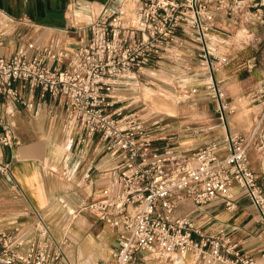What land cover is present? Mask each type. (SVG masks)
<instances>
[{
    "label": "built area",
    "instance_id": "2783aa9c",
    "mask_svg": "<svg viewBox=\"0 0 264 264\" xmlns=\"http://www.w3.org/2000/svg\"><path fill=\"white\" fill-rule=\"evenodd\" d=\"M77 1L70 0L72 7ZM108 3L80 28L89 33L81 42L32 43L10 57L0 56V96L6 105L0 143L19 145L7 120L8 104L32 109L24 90L39 89L63 104L66 151L76 138L97 137L113 161L92 200L77 211L67 209L70 216L89 211L113 231L110 264H262L244 254L229 232L206 233L182 208L189 202L202 212L219 202L233 212L238 201L232 189L238 186L264 224V187L249 161L254 150L264 164V74L237 99L259 108L249 134L231 128L228 118L236 108L217 78L244 51L255 54L244 67L264 72V0H122L114 10ZM185 37L197 46L196 62L205 69L215 115L225 129L221 139L189 152L156 146L143 115L114 96L116 86L132 84L155 61L182 60ZM11 172V164L0 160V179ZM20 217L26 220L6 227L0 214V264L66 259L40 211L26 209Z\"/></svg>",
    "mask_w": 264,
    "mask_h": 264
},
{
    "label": "crops",
    "instance_id": "0c3cea01",
    "mask_svg": "<svg viewBox=\"0 0 264 264\" xmlns=\"http://www.w3.org/2000/svg\"><path fill=\"white\" fill-rule=\"evenodd\" d=\"M79 1L88 6L94 5V10L97 13L100 11V7L107 2L112 10L122 2V0H78L77 5H79ZM65 5L66 0H0V24L6 23L5 27L0 29V56L10 57L19 48L38 43L41 29L49 32L55 39L54 41L59 42V46L74 44L65 41V38L69 36L67 33H71L68 29L70 20L64 12ZM88 6L85 7L90 10V6ZM125 8L130 9L131 4L126 3ZM70 9L73 10V7H70L69 11H71ZM77 12L81 11L77 10ZM80 28L77 30L88 33L87 30ZM85 36L87 37V34ZM191 46H193L192 49H190ZM193 48L197 50L195 43L189 37H185L184 49H188L194 54L197 53ZM182 53L184 52L182 51ZM242 54H244L243 59L237 58L231 65L225 67L219 74V78L224 85L230 84V80L234 79L236 86L233 91L244 93L252 89L255 83L258 84L264 72L262 69L258 70L259 68L246 71L244 64L242 67L240 66L243 70H240L237 63L241 60L244 63V60L255 55L252 51H244L240 55ZM24 96L34 102L33 108L27 109L13 103L8 104V109L12 110V113L6 115L7 120L14 124L16 137L20 141L19 145L12 148L5 147L0 143V160L10 163L12 169L10 177L0 179L2 224L9 227L18 220L24 221L26 219L20 215L25 213L26 209H36L48 220L56 237L60 232H57L58 227L54 226L53 221L57 213H63L60 206L65 208L71 205L80 208L89 203L93 198L92 191L97 190L103 184L104 171L112 166L113 161L111 159L110 162H107V155L99 144L95 148L93 138H90L91 140L84 147L85 153L81 158L65 157L63 143L67 131L63 122V104L51 95L43 94L39 89L34 91L25 89ZM5 106L4 99L0 96V114H4ZM241 110L244 113L247 112L244 107ZM244 113H239L238 117L244 121L247 127L240 122L241 124H238L236 128L242 130L241 133L249 134L256 124L258 111L252 113L251 120L245 119ZM230 126L232 129H236L232 123ZM261 127L264 128V122ZM1 132L2 127L0 126V135ZM78 142L81 141L78 139ZM102 154L105 156H101ZM249 161L252 170L258 175L259 181L264 187L263 157L251 150ZM47 164L59 168L65 167L64 169L67 170L65 174L68 175L67 181H63L62 177L57 176L52 168L47 169ZM13 184H16L17 188L13 189ZM17 193L21 196L18 197ZM232 194L238 201L237 208L233 212H228L225 206L219 202L206 206L202 212H197L191 203L186 202L182 212L192 216L206 233H217L221 230L229 232L233 239L239 242L240 249L244 254L264 264V224L250 201L242 195L238 186L233 187ZM66 218L64 213L62 220ZM32 221V218L29 217L26 222L30 224ZM86 228V225L81 223L77 225L78 230ZM108 230H105L107 237L105 242L112 239L114 248L115 234L113 231L109 233ZM79 235L77 233L73 236L79 240ZM82 239L85 244L79 246L78 249L67 251L66 259L61 260L58 264H81L85 259L92 264L93 259L99 256L95 247L96 239L92 236ZM108 245L105 244V246ZM111 251L109 252L106 247L101 252V256L104 257L108 254L111 256Z\"/></svg>",
    "mask_w": 264,
    "mask_h": 264
},
{
    "label": "rangeland",
    "instance_id": "374dc122",
    "mask_svg": "<svg viewBox=\"0 0 264 264\" xmlns=\"http://www.w3.org/2000/svg\"><path fill=\"white\" fill-rule=\"evenodd\" d=\"M85 6L88 5L79 1V5L76 3V7H73V11H69V8L72 7V3H70V0H66L64 12H66L70 20V28L68 29L69 32H71L67 33L69 36L65 38L67 43L71 42L75 44L89 37V33H83V31H78L77 29L85 25V22L87 23L94 19L97 12L94 10V5H89L90 10ZM77 10L81 12H77V14ZM4 25H6L5 22L0 24L1 30L5 27ZM45 31L44 29L40 30V41L37 44L47 45L54 42L55 39H53V36ZM85 34H87V37ZM58 43L56 44L58 45ZM192 47L193 46H191L190 49H192ZM193 50L197 52L195 48H193ZM182 51L184 52L182 60L171 61L166 58L155 61L151 67L144 71L143 75H140L137 80H133L132 84L116 86L114 96L120 99L121 106L139 111L141 115H143L146 127L150 131L152 137L156 139V146L163 147L165 145H171L176 147L179 151L189 152L212 140L221 139L225 134V129L222 122L215 115L216 102L213 99L214 92L206 82L205 69L198 66L196 62L197 53L194 54L188 49H183ZM190 54H193V56H190ZM243 56L244 54L240 55L239 58L243 59ZM243 64L241 60L237 63V66L242 67ZM241 67L240 70H243ZM217 78L221 79L219 78V74ZM234 84H236L234 79L230 80V84L228 85H224L223 82L220 83V88L225 92L232 106L236 108L233 113H230L228 119L235 128L241 123L247 127L244 121L238 117L239 113H244L241 109L244 107V109L247 110V112L244 113V116H246L245 119L248 118L251 120L252 113H256L259 108L248 106L247 104H239L237 99L245 92H234L233 88L236 86ZM256 86L255 83L252 89ZM235 130L240 133L242 131L237 128ZM67 137L68 132L63 143L65 157L71 156L74 157V159L81 158L85 153L84 147L91 139L87 138L85 142L81 143L78 142V138H76L73 150L68 152L65 148ZM92 140L95 142V148L99 144L102 149V145H100L97 137ZM101 156H105V154ZM106 159L107 162L111 160L109 156H107ZM46 168H52V171H55L54 173L57 176L62 177L63 181H67L68 175L65 174L67 171L64 169L65 167L59 168L47 164ZM60 207L63 213H57L56 217H53V224L54 226L57 225V232H60L56 238L62 242L64 256H66L67 251H70V249H78L79 246L84 245L85 243L82 238L85 239L88 236H92L96 239L97 244L95 247L99 253V256L93 259L92 264H110L111 256L108 254L105 255L104 258L101 256V252L103 249H106V247L109 252L113 249L112 239H108L107 243L105 242L107 238L105 236V230L109 229V233L112 230L107 225L97 220V217L89 211H79L76 213V216H70L67 209H74L77 211L79 208L71 205L65 208H63L62 205ZM64 213L67 218L62 220ZM80 223L86 225L87 228L85 230H78L77 225ZM77 233L80 234L79 240L73 236L77 235ZM105 244L109 245L105 246ZM81 264L90 263L85 259Z\"/></svg>",
    "mask_w": 264,
    "mask_h": 264
}]
</instances>
